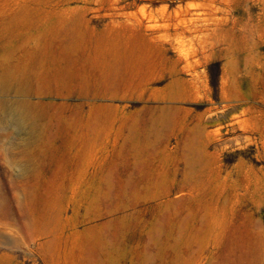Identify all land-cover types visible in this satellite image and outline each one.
Segmentation results:
<instances>
[{
	"label": "rangeland",
	"instance_id": "374dc122",
	"mask_svg": "<svg viewBox=\"0 0 264 264\" xmlns=\"http://www.w3.org/2000/svg\"><path fill=\"white\" fill-rule=\"evenodd\" d=\"M0 264H264V0H0Z\"/></svg>",
	"mask_w": 264,
	"mask_h": 264
},
{
	"label": "bare ground",
	"instance_id": "6f19581e",
	"mask_svg": "<svg viewBox=\"0 0 264 264\" xmlns=\"http://www.w3.org/2000/svg\"><path fill=\"white\" fill-rule=\"evenodd\" d=\"M17 122V121H16ZM19 122H17V124H18ZM19 125V124H18Z\"/></svg>",
	"mask_w": 264,
	"mask_h": 264
}]
</instances>
